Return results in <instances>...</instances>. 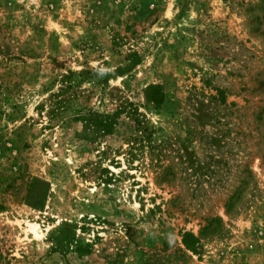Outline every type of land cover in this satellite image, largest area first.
Here are the masks:
<instances>
[{
	"label": "rangeland",
	"instance_id": "obj_1",
	"mask_svg": "<svg viewBox=\"0 0 264 264\" xmlns=\"http://www.w3.org/2000/svg\"><path fill=\"white\" fill-rule=\"evenodd\" d=\"M0 264H264V0H0Z\"/></svg>",
	"mask_w": 264,
	"mask_h": 264
},
{
	"label": "trees",
	"instance_id": "obj_2",
	"mask_svg": "<svg viewBox=\"0 0 264 264\" xmlns=\"http://www.w3.org/2000/svg\"><path fill=\"white\" fill-rule=\"evenodd\" d=\"M129 54L128 63L125 66H118L115 70L112 71L111 74L122 75L125 70H129L132 66L139 63V58L136 55ZM134 57V59H132ZM93 74H98V72L91 71L88 69L80 70V71H70L68 70L66 74L61 75V81L67 82L64 86L69 87L71 84L70 79L72 77L77 80V82H81L83 79H88L93 76ZM90 75V76H89ZM110 75V73H106V76ZM73 79V80H74ZM104 81H106L104 79ZM65 89H59L58 92H50L49 96L53 99L50 100L49 104V114L53 115L58 109H64V102L67 99V96L64 94ZM144 97L147 101L152 104H160L163 101V92L161 89V85L159 83H151L147 84L143 90ZM55 98V96H57ZM74 115L72 120L81 122L84 132L91 133L92 139L91 141L98 136H106L112 134L113 130H115L116 125L119 123L121 116L126 117L127 120H130L132 124L130 125L131 134L130 137L132 139L142 138L145 133L146 135L150 131L148 126L145 124L144 120L140 117L139 112L137 111L136 106L131 102L119 101L115 104L112 110L105 111H97L90 107H81L75 108ZM90 140V139H89ZM106 171V170H104ZM184 238L186 240L191 239V234L188 232L184 233Z\"/></svg>",
	"mask_w": 264,
	"mask_h": 264
}]
</instances>
